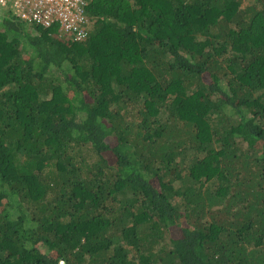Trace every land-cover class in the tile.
Here are the masks:
<instances>
[{
    "label": "trees",
    "instance_id": "1",
    "mask_svg": "<svg viewBox=\"0 0 264 264\" xmlns=\"http://www.w3.org/2000/svg\"><path fill=\"white\" fill-rule=\"evenodd\" d=\"M92 0L87 37L0 12V264H264V0Z\"/></svg>",
    "mask_w": 264,
    "mask_h": 264
},
{
    "label": "built area",
    "instance_id": "2",
    "mask_svg": "<svg viewBox=\"0 0 264 264\" xmlns=\"http://www.w3.org/2000/svg\"><path fill=\"white\" fill-rule=\"evenodd\" d=\"M92 0H0V9L11 7L14 14L43 27H53L59 36L83 40L91 18L87 6ZM2 12V10H0Z\"/></svg>",
    "mask_w": 264,
    "mask_h": 264
},
{
    "label": "rangeland",
    "instance_id": "3",
    "mask_svg": "<svg viewBox=\"0 0 264 264\" xmlns=\"http://www.w3.org/2000/svg\"><path fill=\"white\" fill-rule=\"evenodd\" d=\"M250 1H248V0H244V2H243V5H246V4H248ZM0 10H2V12H4V13H12V14H14V12H13V10L11 9V7H3V8H1ZM15 15V14H14Z\"/></svg>",
    "mask_w": 264,
    "mask_h": 264
},
{
    "label": "clouds",
    "instance_id": "4",
    "mask_svg": "<svg viewBox=\"0 0 264 264\" xmlns=\"http://www.w3.org/2000/svg\"><path fill=\"white\" fill-rule=\"evenodd\" d=\"M61 264H64L63 262H60Z\"/></svg>",
    "mask_w": 264,
    "mask_h": 264
}]
</instances>
